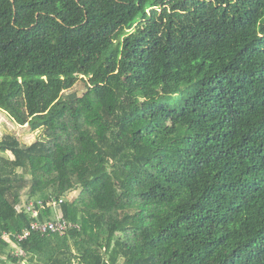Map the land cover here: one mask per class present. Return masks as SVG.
<instances>
[{
    "label": "trees",
    "instance_id": "1",
    "mask_svg": "<svg viewBox=\"0 0 264 264\" xmlns=\"http://www.w3.org/2000/svg\"><path fill=\"white\" fill-rule=\"evenodd\" d=\"M0 108V264H264V0H0Z\"/></svg>",
    "mask_w": 264,
    "mask_h": 264
},
{
    "label": "built area",
    "instance_id": "2",
    "mask_svg": "<svg viewBox=\"0 0 264 264\" xmlns=\"http://www.w3.org/2000/svg\"><path fill=\"white\" fill-rule=\"evenodd\" d=\"M64 201V198L59 200H53L52 205L56 211V217L53 219H41V214L46 208V204L43 200H30L24 207L27 212L31 214L33 218L28 226L22 229V231L16 233V237L19 241H23L31 237L32 235H65L72 228H80L79 224L66 219L60 212L59 206ZM6 238L9 234L5 235Z\"/></svg>",
    "mask_w": 264,
    "mask_h": 264
},
{
    "label": "rangeland",
    "instance_id": "3",
    "mask_svg": "<svg viewBox=\"0 0 264 264\" xmlns=\"http://www.w3.org/2000/svg\"><path fill=\"white\" fill-rule=\"evenodd\" d=\"M70 91H77L80 95H83L86 91L85 82L80 80ZM40 134L41 131H34L29 125L18 124L7 111L0 108V140L7 135H13L17 137L23 144L28 145L36 141L39 138ZM0 157L6 159H14V155L11 151H0ZM78 193L79 191L77 190L75 191L74 195H78ZM26 199L27 196L24 193L23 202Z\"/></svg>",
    "mask_w": 264,
    "mask_h": 264
}]
</instances>
